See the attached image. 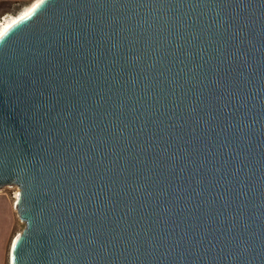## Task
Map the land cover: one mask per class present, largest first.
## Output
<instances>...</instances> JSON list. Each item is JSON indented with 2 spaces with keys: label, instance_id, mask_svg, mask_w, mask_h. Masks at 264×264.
Instances as JSON below:
<instances>
[{
  "label": "water",
  "instance_id": "water-1",
  "mask_svg": "<svg viewBox=\"0 0 264 264\" xmlns=\"http://www.w3.org/2000/svg\"><path fill=\"white\" fill-rule=\"evenodd\" d=\"M11 264H264V0H43L0 37Z\"/></svg>",
  "mask_w": 264,
  "mask_h": 264
},
{
  "label": "rangeland",
  "instance_id": "rangeland-1",
  "mask_svg": "<svg viewBox=\"0 0 264 264\" xmlns=\"http://www.w3.org/2000/svg\"><path fill=\"white\" fill-rule=\"evenodd\" d=\"M29 2L3 3L0 6V19L4 15L18 12L23 5ZM15 191V189L9 187H5L0 190V255L2 264H8L11 240L14 235H16L19 231L21 232L25 226V223L19 219L13 205V201L15 199L12 194ZM3 196L6 198L7 204L5 203Z\"/></svg>",
  "mask_w": 264,
  "mask_h": 264
},
{
  "label": "bare ground",
  "instance_id": "bare-ground-1",
  "mask_svg": "<svg viewBox=\"0 0 264 264\" xmlns=\"http://www.w3.org/2000/svg\"><path fill=\"white\" fill-rule=\"evenodd\" d=\"M36 3H37V0H32V1H30L29 3L23 5V6L20 8V10H19L18 12L14 13V14H12V13L7 14V15L4 17L3 21L1 22L0 30H4V29L9 30V28H11V26L14 25L12 22H13L14 20H18L19 17H20L25 11H27L29 8H31V7H32L34 4H36ZM7 30H6V31H7ZM6 31H4V33H5ZM4 33H3V34H4ZM0 37H1V36H0ZM15 202H16V199L13 201V205H15ZM19 234H20V231H19L16 235H14V237H13L12 240H11L10 248H9V260H8V264H11V262H10V251H11L12 244H13L14 240H16V238H17V236H18Z\"/></svg>",
  "mask_w": 264,
  "mask_h": 264
},
{
  "label": "snow or ice",
  "instance_id": "snow-or-ice-1",
  "mask_svg": "<svg viewBox=\"0 0 264 264\" xmlns=\"http://www.w3.org/2000/svg\"><path fill=\"white\" fill-rule=\"evenodd\" d=\"M43 3V0H37V3L34 4L31 8H29L27 11H25L20 17L18 20H14L12 23L13 24H16V23H19L20 21L22 20H26L28 17H30L33 12H35V10L39 7V5ZM7 29H4V30H0V36L3 35L4 31H6Z\"/></svg>",
  "mask_w": 264,
  "mask_h": 264
},
{
  "label": "crops",
  "instance_id": "crops-1",
  "mask_svg": "<svg viewBox=\"0 0 264 264\" xmlns=\"http://www.w3.org/2000/svg\"><path fill=\"white\" fill-rule=\"evenodd\" d=\"M31 0H0V6L3 4V3H10V2H29ZM4 197V196H3ZM4 200H5V203L7 204V200L6 198L4 197ZM0 236H1V230H0ZM1 251V249H0ZM0 264L1 263V255H0Z\"/></svg>",
  "mask_w": 264,
  "mask_h": 264
},
{
  "label": "built area",
  "instance_id": "built-area-1",
  "mask_svg": "<svg viewBox=\"0 0 264 264\" xmlns=\"http://www.w3.org/2000/svg\"><path fill=\"white\" fill-rule=\"evenodd\" d=\"M6 15L2 16L1 19H0V25H1V22L3 21L4 17ZM9 188H13L15 189L16 191L12 194L13 195V198L14 199H17L18 195H19V188L17 186H10Z\"/></svg>",
  "mask_w": 264,
  "mask_h": 264
}]
</instances>
